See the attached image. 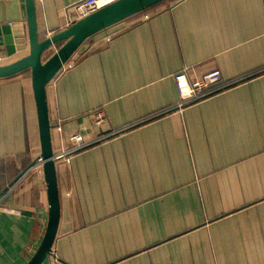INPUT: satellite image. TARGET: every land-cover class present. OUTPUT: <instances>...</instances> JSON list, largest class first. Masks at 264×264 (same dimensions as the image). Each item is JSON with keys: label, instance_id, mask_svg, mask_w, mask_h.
<instances>
[{"label": "crops", "instance_id": "obj_1", "mask_svg": "<svg viewBox=\"0 0 264 264\" xmlns=\"http://www.w3.org/2000/svg\"><path fill=\"white\" fill-rule=\"evenodd\" d=\"M76 1L36 0L41 38L75 20ZM0 16L26 30L24 0H3ZM14 30L0 65L29 52ZM216 69L222 80L184 102L176 74L193 83ZM47 94L54 152L72 147V159L57 163L44 264H264V0H173L124 20ZM40 155L30 72L0 78V264H26L44 235Z\"/></svg>", "mask_w": 264, "mask_h": 264}, {"label": "water", "instance_id": "obj_2", "mask_svg": "<svg viewBox=\"0 0 264 264\" xmlns=\"http://www.w3.org/2000/svg\"><path fill=\"white\" fill-rule=\"evenodd\" d=\"M165 0H115L97 11L69 24L64 30L52 36L41 38L39 34L37 2L24 0L25 25L14 22L12 27L3 25L0 28V48H5L9 55L16 50L13 46L12 28H21V34L14 30L19 49L29 46L25 56L7 64L0 65V78H7L30 71L32 89L36 105L41 161L48 198V219L42 240L33 256L26 264H44L53 254L60 218L61 203L58 183L57 158L53 147L52 123L49 114L47 87L76 54L86 52L91 39L99 32L118 24L127 18ZM5 4L17 3L18 0H4ZM3 0H0V7ZM6 14V19L21 21V15L13 18ZM2 17L0 16V21ZM27 40V44H26ZM55 51L46 57L47 53Z\"/></svg>", "mask_w": 264, "mask_h": 264}, {"label": "built area", "instance_id": "obj_3", "mask_svg": "<svg viewBox=\"0 0 264 264\" xmlns=\"http://www.w3.org/2000/svg\"><path fill=\"white\" fill-rule=\"evenodd\" d=\"M113 1L115 0H78L74 2L72 8L75 11L76 18L75 20H73V22L97 11L98 9L106 6L107 4ZM175 79L181 97L185 102L187 100L196 99L199 95L203 93L204 90L219 83L222 80V75L220 70L216 69L203 74L201 78L197 79L193 83H190L188 82L186 73L180 72L176 74ZM82 138L83 137L80 134H73L70 137V140H81ZM70 152L67 151L66 153L61 151L60 153L56 154V158L58 160L57 163L62 162V160L69 161L71 157ZM39 161L42 164L41 158L39 159Z\"/></svg>", "mask_w": 264, "mask_h": 264}, {"label": "trees", "instance_id": "obj_4", "mask_svg": "<svg viewBox=\"0 0 264 264\" xmlns=\"http://www.w3.org/2000/svg\"><path fill=\"white\" fill-rule=\"evenodd\" d=\"M170 1H173V0H165V1H163V2H160V3H158V4H156V5L152 6V7H149V8H147V9H145V10H143V11H141V12H139V13H137V14L131 16V17H129V18H133V17H137V18H139V16H142V17H143V16L146 15L147 13H148V14H153V13H155L156 11H159V10L164 6L165 3L168 4ZM129 18H127V19H129ZM127 19H126V20H127ZM25 72H30V71L28 70V71H25Z\"/></svg>", "mask_w": 264, "mask_h": 264}, {"label": "rangeland", "instance_id": "obj_5", "mask_svg": "<svg viewBox=\"0 0 264 264\" xmlns=\"http://www.w3.org/2000/svg\"><path fill=\"white\" fill-rule=\"evenodd\" d=\"M164 5H167V3H165ZM146 15L149 16L148 13H147ZM146 15H144L143 17H145ZM70 24H71V23H70ZM54 51H55V49H54L53 51L47 53L46 57H48V56H49L50 54H52ZM70 141H71L72 143L75 144L73 150H74V149H75V150H78L79 148H81V147L83 146L82 144H84V142H85L86 140H85L84 138H82L81 140H74V139H71ZM71 148H72V147H70L69 152L72 151ZM63 149H64V150H62V152H66V153H67L68 150H66L65 147H64ZM70 153H71V152H70ZM71 159H72V157H70V160H69V161H66V160H62V161H65V162H67V163H71Z\"/></svg>", "mask_w": 264, "mask_h": 264}]
</instances>
